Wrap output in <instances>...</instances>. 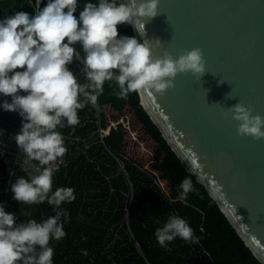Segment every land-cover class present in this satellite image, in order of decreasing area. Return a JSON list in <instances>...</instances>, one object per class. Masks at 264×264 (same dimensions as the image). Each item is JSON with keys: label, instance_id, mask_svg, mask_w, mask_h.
I'll use <instances>...</instances> for the list:
<instances>
[{"label": "clouds", "instance_id": "clouds-1", "mask_svg": "<svg viewBox=\"0 0 264 264\" xmlns=\"http://www.w3.org/2000/svg\"><path fill=\"white\" fill-rule=\"evenodd\" d=\"M39 2L33 15L20 11L0 20V94L11 98L0 108L22 118L13 138L23 155L38 162L28 179L20 177L11 184L13 199L29 205L47 202L55 214L41 222L30 219L17 224L15 216L0 206V264H53L50 241L66 236L64 225L69 221L61 205L76 199L71 187L53 190L59 170L55 162L67 152L57 128L74 131L80 124L78 110L97 106L105 82H114L115 95L127 99L129 93L143 90L163 95L174 87L178 74L191 73L200 79L205 73L199 48L185 50L176 59L168 53L153 58L145 41L118 35L117 25L130 24L143 36L144 23L158 14V0L86 2L78 18L74 15L77 0H48L42 9ZM74 59L82 65L83 83L68 67ZM21 91L25 94L20 95ZM228 109L239 122L237 135L264 139V118L252 115V109L241 103ZM179 187L186 197L192 191L190 178L182 179ZM154 235L159 246L169 251L176 238L199 242L178 215L169 216Z\"/></svg>", "mask_w": 264, "mask_h": 264}, {"label": "water", "instance_id": "water-1", "mask_svg": "<svg viewBox=\"0 0 264 264\" xmlns=\"http://www.w3.org/2000/svg\"><path fill=\"white\" fill-rule=\"evenodd\" d=\"M157 11L136 39L153 58L199 48L205 73L178 74L163 95L143 90L139 105L264 264V139L237 135L228 109L264 118V0H158Z\"/></svg>", "mask_w": 264, "mask_h": 264}, {"label": "trees", "instance_id": "trees-1", "mask_svg": "<svg viewBox=\"0 0 264 264\" xmlns=\"http://www.w3.org/2000/svg\"><path fill=\"white\" fill-rule=\"evenodd\" d=\"M47 2L48 0H41L39 8L42 9ZM86 2L98 3V0H77L78 7L74 13L77 18ZM1 3L7 11L18 12L10 8L7 2L2 0ZM0 17V20L5 18L3 15ZM117 31L118 35L135 37L130 24L117 25ZM76 47L79 51V45ZM70 67L76 72L81 69L82 65L78 63L77 66ZM117 91L118 88L114 82H105L103 93L98 97V103L100 105L109 104L119 112L124 108L132 111L135 121L173 163V171L163 172L161 176L169 186L170 195L167 197L159 192L154 184L156 181L154 174L140 172L134 165H126L129 178L128 182H125L126 178L118 170L116 162L105 155L99 156L100 159L103 158L101 161H89L85 155L75 154V152L68 155V162L53 179V190L57 187H71L75 190L76 199L71 203L61 205V208L69 213V221L64 225L66 236L59 241H50V247L54 249L53 264H90L91 258L92 264L111 263L110 259L102 254L101 245L106 241H111L116 230L122 235V238L116 239L113 244V250L117 255L115 259L120 264H218L204 248L201 240L198 243H187L176 238L168 245L170 251L157 243L155 230L161 227L169 216L178 215L189 224L186 214L178 209L177 203L169 200V198H174L175 187L185 177L190 178L192 186L202 195L206 207L213 211L233 234H237L214 200L208 196L203 185L184 169L171 151L158 128L139 105L138 93H129L127 99H121L115 95ZM6 99L9 101L10 97L0 94V104ZM18 122L19 119L12 112L0 108V127H3L5 131H13L6 123L17 126ZM85 130L80 129L79 131L83 133ZM114 141L119 142L120 137H116L113 141L110 137L106 138L107 144L116 150L117 146ZM100 149L99 146H91L88 154L98 153ZM4 175L5 170L0 167V206H3L6 213L15 216L17 224L26 223L30 219L41 222L55 214L53 206L47 202L29 205L13 199L10 186L18 178L24 176L18 173L9 179ZM131 187L132 202L128 206ZM125 218L128 219L129 228L139 244L142 255L132 245L123 228L119 227L121 225L125 228ZM193 232L197 237V232L195 230ZM82 250H86L87 254H82ZM246 250L248 260L238 264H260L249 249Z\"/></svg>", "mask_w": 264, "mask_h": 264}, {"label": "built area", "instance_id": "built-area-1", "mask_svg": "<svg viewBox=\"0 0 264 264\" xmlns=\"http://www.w3.org/2000/svg\"><path fill=\"white\" fill-rule=\"evenodd\" d=\"M36 3V0H35ZM41 0L39 2L38 7L40 6ZM37 5V4H36ZM123 36V35H119ZM65 42H67L65 40ZM78 51V50H77ZM81 64L79 60L74 59L73 63L68 67L69 69L76 75L79 82H84V74L80 70H76V72L71 69L70 66H77V64ZM15 71H23V69H16ZM20 95H24L22 91L19 93ZM11 102V98L9 100ZM16 118L19 119L17 126H13L11 123H6L10 126L13 131H5L3 127H0V167H3L5 170V175L9 179L15 174L21 173L27 179L31 174L34 173V169L38 166L37 161L30 160L27 156L23 155L22 151L17 146L14 135L19 131L22 126V118L19 116L17 112H12ZM78 116L80 119V124L75 127L73 131L69 127H65L63 129L57 128L63 138L64 145L67 148V152L62 158V160H57L55 165H58L59 170L55 173L53 179L60 171L62 167L68 162V155H71L75 152V154H83L89 161H101L103 158H99L100 155H105L111 159H113L118 167V170L122 172L125 178H129L128 171L126 165L130 161L126 155L124 147L130 139L133 142H138L137 132L133 129L134 126V116L133 112L124 108L123 111L119 112L114 110L109 104L100 105L97 101V106L93 107L90 104L86 105L85 108L78 110ZM92 126V128H89ZM80 129H86L85 132L80 133ZM110 137L113 141L116 137H120L119 142L116 143V150H113L106 142V138ZM96 145L97 147H101L98 153L93 152L91 155L88 154V149L91 146ZM101 157V156H100ZM156 176V174H154ZM167 183V182H166ZM159 189L160 193H163L165 196L169 197L170 190L168 187L167 191L165 189V183L161 181L159 177L156 176V181L154 183ZM131 186V184H130ZM130 193L128 197V206L132 202V187L130 188ZM175 191H177L175 187ZM170 201H174L178 203L179 201L174 198H169ZM178 201V202H177ZM128 209V208H126ZM126 226L125 228L121 225L119 227L123 228L124 233L129 236V240L132 245L137 249L140 255L142 252L139 248V244L134 238L131 229L129 228L128 219L124 220ZM163 223V221H160ZM209 228V227H208ZM208 228L202 229L203 233L208 230ZM212 232L208 230V235ZM122 235L116 230L113 234L111 241H106L101 245L102 254L106 255L107 258L110 259L111 263L109 264H120L115 256L116 252L113 250V244L116 239H121ZM205 248V247H204ZM92 260V258H91ZM90 260V264L92 261Z\"/></svg>", "mask_w": 264, "mask_h": 264}, {"label": "rangeland", "instance_id": "rangeland-1", "mask_svg": "<svg viewBox=\"0 0 264 264\" xmlns=\"http://www.w3.org/2000/svg\"><path fill=\"white\" fill-rule=\"evenodd\" d=\"M3 1L7 2L8 6L14 11H27L29 15H33L37 9L35 0ZM1 2L2 0H0V16L9 17L14 15L13 12L7 11ZM133 124V129L137 132L139 141L133 142L131 139L126 141L127 144L124 150L126 157L130 160L128 164L134 165L140 172L156 174L166 184L165 189L169 191L166 180L161 176L163 172L173 171V163L167 159L164 152L144 132L140 124L135 120ZM125 182H128V178L125 179ZM179 185L180 183L176 186L175 195V199L179 201H177V207L186 214L190 226L197 232V237L213 260L218 264H238L247 261L246 249L248 248L241 238L225 227L222 220L206 207L202 195L193 186L192 191L188 192L185 197ZM204 228H208L212 233L208 235V230L203 233L202 229Z\"/></svg>", "mask_w": 264, "mask_h": 264}]
</instances>
